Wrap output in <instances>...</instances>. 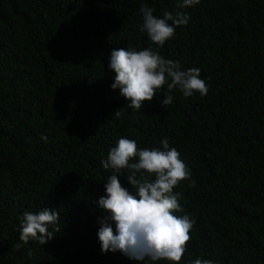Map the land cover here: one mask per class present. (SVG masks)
<instances>
[{"label":"trees","instance_id":"16d2710c","mask_svg":"<svg viewBox=\"0 0 264 264\" xmlns=\"http://www.w3.org/2000/svg\"><path fill=\"white\" fill-rule=\"evenodd\" d=\"M178 2L0 0V264H171L101 250L108 214L98 201L114 174L101 161L121 137L141 149L167 138L192 172L194 187L174 189L177 215L195 220L179 264H264V0ZM145 4L158 18L184 11L189 23L154 45L140 31ZM120 47L199 68L208 94L165 85L142 109L128 107L108 67ZM166 94L173 103L162 106ZM118 175L135 194L130 173ZM43 208L58 211L53 238L25 244L23 214Z\"/></svg>","mask_w":264,"mask_h":264},{"label":"clouds","instance_id":"9594fccd","mask_svg":"<svg viewBox=\"0 0 264 264\" xmlns=\"http://www.w3.org/2000/svg\"><path fill=\"white\" fill-rule=\"evenodd\" d=\"M200 0H179L178 9L198 5ZM141 32L147 34L152 44L162 47L175 35L177 27L187 25L188 13L164 11L161 18L154 9L141 5ZM109 69L115 73L113 90L128 101V107L140 110L145 102H151L158 91L167 85L168 92L178 89L185 98L199 93L208 94V85L201 79L199 68L182 70L178 61L165 59L152 47L142 50L114 48L110 55ZM172 95H165L162 106L173 103ZM120 110L114 115L119 116ZM43 139V137H42ZM162 148H143L137 142L121 137L115 147L109 149L101 163L104 169L114 170L105 184L106 195L98 201L106 215L98 230L102 252L119 251L129 259L144 261H168L179 264L184 257L195 220L183 212L179 201L181 193L174 191L182 182L195 186L192 172L167 138ZM127 170V182L135 194L122 186L118 173ZM139 174V177H138ZM147 177H154L148 179ZM56 209L43 208L38 213L25 212L20 226V240H30L45 245L53 238L49 225L58 223ZM115 222V232L111 226ZM17 249L20 245L15 246ZM31 256L32 252L29 251ZM192 264H214L209 259H195Z\"/></svg>","mask_w":264,"mask_h":264}]
</instances>
